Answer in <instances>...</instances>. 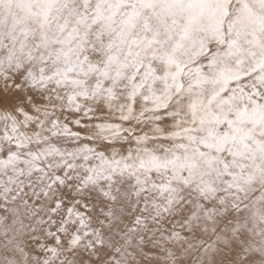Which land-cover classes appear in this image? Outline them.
<instances>
[{"label": "snow or ice", "instance_id": "1", "mask_svg": "<svg viewBox=\"0 0 264 264\" xmlns=\"http://www.w3.org/2000/svg\"><path fill=\"white\" fill-rule=\"evenodd\" d=\"M0 264H264V0H0Z\"/></svg>", "mask_w": 264, "mask_h": 264}]
</instances>
